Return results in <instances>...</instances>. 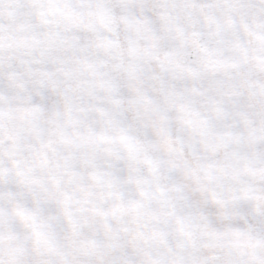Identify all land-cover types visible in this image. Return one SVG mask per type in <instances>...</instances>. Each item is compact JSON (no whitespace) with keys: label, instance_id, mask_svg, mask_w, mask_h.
Here are the masks:
<instances>
[{"label":"clouds","instance_id":"9594fccd","mask_svg":"<svg viewBox=\"0 0 264 264\" xmlns=\"http://www.w3.org/2000/svg\"><path fill=\"white\" fill-rule=\"evenodd\" d=\"M78 5L0 0V259L264 264V0Z\"/></svg>","mask_w":264,"mask_h":264},{"label":"snow or ice","instance_id":"6c2138e0","mask_svg":"<svg viewBox=\"0 0 264 264\" xmlns=\"http://www.w3.org/2000/svg\"><path fill=\"white\" fill-rule=\"evenodd\" d=\"M140 3L143 6H150L152 0H79V8L87 10L89 13L95 9H104L105 12H110L113 9L127 5L128 3ZM33 7L45 8L46 11L40 13V24L38 27L44 28L49 25H56L58 29L76 28L83 30H94L90 25L72 23L70 15H63L61 19H56L58 14H62V9H71L72 0H31ZM78 14V13H75ZM105 30L108 32H115L114 25H105ZM43 55V53H41ZM0 264H4L0 259Z\"/></svg>","mask_w":264,"mask_h":264}]
</instances>
